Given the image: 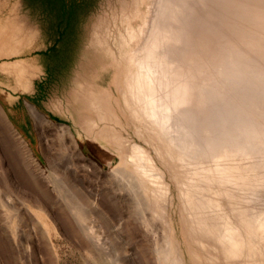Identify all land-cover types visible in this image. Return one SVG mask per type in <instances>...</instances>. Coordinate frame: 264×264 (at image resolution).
<instances>
[{"label":"bare ground","instance_id":"6f19581e","mask_svg":"<svg viewBox=\"0 0 264 264\" xmlns=\"http://www.w3.org/2000/svg\"><path fill=\"white\" fill-rule=\"evenodd\" d=\"M124 43L135 44L122 50L118 62L128 64L121 86L124 112L139 123L137 132L155 156L104 126L97 136L119 145L120 161L114 165L112 157L105 169L100 157L90 158L99 184L115 181L140 211L137 264H151L146 211L165 223L169 257L186 264L173 246L169 209L174 195L162 167L178 190L182 233L193 264H264V0H154L143 23L127 30ZM86 102L101 111L100 121L112 119L113 110L101 95L91 92ZM0 116L3 151L19 177H10L0 165L3 263L61 264L60 239L86 259L110 252L92 219L109 226L121 222L119 198L107 196L115 190L96 193L90 178L80 176L76 167L62 166L50 152L43 153L44 163L1 106ZM85 121L91 130L98 125ZM65 129L76 141L71 128ZM25 183L26 193L19 187ZM129 212L133 228L126 245L132 247L137 220Z\"/></svg>","mask_w":264,"mask_h":264},{"label":"rangeland","instance_id":"374dc122","mask_svg":"<svg viewBox=\"0 0 264 264\" xmlns=\"http://www.w3.org/2000/svg\"><path fill=\"white\" fill-rule=\"evenodd\" d=\"M153 1L0 0V106L5 115L22 137L27 140L41 161L45 163L43 153L50 152L62 166L78 168L80 176H87L93 181L96 193L99 189V192L103 189L106 190V194L115 190L107 196L119 198L120 208H123L118 214L122 223L118 221L120 223L115 226H109L108 223L102 221L100 223L99 219H96L97 217L92 219V224L103 237V242L108 246L110 252L103 256L98 255L102 259L98 256L97 259L88 257V262L87 257L76 250L74 246L65 239H60L58 247L61 264H109L110 262L137 264L139 261L141 262V253L138 247L141 244V238L135 233L136 226L140 225V211L132 202L133 198H129L126 191L121 189L115 181L107 179L105 181L109 183L104 181V184H99L96 167L90 157H95V155L97 158L100 157L99 161L105 169L108 168L107 162L112 157L111 163L114 165L120 161L122 151H119V145L113 140L97 136V132L104 126L112 127L124 138L142 144L155 156L151 144L137 132L139 123L132 121L127 111L124 112L121 86L124 84L128 64L126 62L118 63L122 50L135 45L134 43L131 46L128 43L125 45L124 38H126L127 30L137 28L143 23ZM64 2L69 5L70 11L75 13L67 27V33H64L72 34V36L62 40L60 45L70 48L69 54L73 59V66L64 81H45L47 83L40 87V91H42L38 92L35 85H38L44 76V57L41 51L46 47V38L49 37V34H59V22L63 18L61 12ZM1 42L19 45L20 49L16 54H3L4 48H2ZM91 92L101 95L107 101L108 106L113 110L111 120L100 121L101 111L86 102ZM29 104H32L47 119L38 117ZM86 119L96 121L97 127L94 130L89 129ZM0 122L3 123L1 116ZM65 126L71 128L76 141L67 134ZM1 138L0 135V165L7 169L10 177L17 179L19 177L14 172L9 154L4 152L5 141ZM126 149L127 152L130 151L129 148ZM79 150L82 151L83 156L78 154ZM158 164L161 166L159 161ZM162 168L174 195L173 204L169 209L170 224L174 230L173 246L176 250L178 249V253L184 254L186 264H193L182 233L178 190L169 171L165 167ZM25 181L29 182L27 176ZM110 185L112 188L114 186L119 188L109 189ZM19 187L20 190L27 192L28 185L26 183L24 187L19 184ZM120 193L121 195H118ZM131 206H133L132 209ZM128 212L137 220L132 235L136 239V245L132 246L134 248L126 245L128 229L133 228L128 218ZM144 213L150 222L147 254L151 264H175V256L172 254L170 258L168 253L171 247L169 244L171 235L164 229L165 223L159 217H153L150 211ZM129 233L131 234V232ZM162 250L165 252L163 255L160 253ZM120 252H123L124 255ZM107 258L110 259L107 261ZM0 264H4L1 253Z\"/></svg>","mask_w":264,"mask_h":264},{"label":"trees","instance_id":"16d2710c","mask_svg":"<svg viewBox=\"0 0 264 264\" xmlns=\"http://www.w3.org/2000/svg\"><path fill=\"white\" fill-rule=\"evenodd\" d=\"M61 13L63 18L59 22V34H49V37L46 38V47L41 51L44 57V76L42 78L43 80H41L38 85H35V89L38 92L42 91H40V87L45 85L48 81H64L73 66V59L69 54L70 48L61 46L60 42L72 36V34L64 33H67V27L71 23L70 20L74 17L75 12L70 11L69 5L64 2L63 11Z\"/></svg>","mask_w":264,"mask_h":264},{"label":"crops","instance_id":"0c3cea01","mask_svg":"<svg viewBox=\"0 0 264 264\" xmlns=\"http://www.w3.org/2000/svg\"><path fill=\"white\" fill-rule=\"evenodd\" d=\"M1 44L3 45V47L2 48H4L3 50H2V52H3V54L4 53H11V54H16V53H18V51H19V49H20V47H19V45H13L12 43H7V42H1ZM11 46V47H10ZM8 47H10V48H8ZM8 48V49H7Z\"/></svg>","mask_w":264,"mask_h":264}]
</instances>
